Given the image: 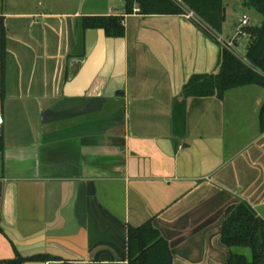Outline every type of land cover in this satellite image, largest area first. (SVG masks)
I'll use <instances>...</instances> for the list:
<instances>
[{
    "label": "crops",
    "instance_id": "obj_1",
    "mask_svg": "<svg viewBox=\"0 0 264 264\" xmlns=\"http://www.w3.org/2000/svg\"><path fill=\"white\" fill-rule=\"evenodd\" d=\"M114 1L0 0V264H127L128 225L150 220L173 264H226L227 209L264 218V88L185 97L223 44ZM102 15L125 34L84 28Z\"/></svg>",
    "mask_w": 264,
    "mask_h": 264
},
{
    "label": "trees",
    "instance_id": "obj_2",
    "mask_svg": "<svg viewBox=\"0 0 264 264\" xmlns=\"http://www.w3.org/2000/svg\"><path fill=\"white\" fill-rule=\"evenodd\" d=\"M125 14L136 11L145 15H178L185 13V7L193 10L209 36L216 42L226 19L224 0H122ZM254 5L264 15V0H244ZM84 28H104L110 36L125 34L123 15H102L84 18ZM250 41L246 55L239 56L236 51L222 45L218 71L195 74L184 86L183 95L211 96L223 98L227 90L245 86L259 85L264 88V20L259 26L243 27ZM260 128L264 131V103L260 114ZM127 264H173V254L168 241L162 237L153 222L140 226L128 225ZM222 243L230 248L226 264H264V218L245 201L230 206L222 226ZM250 248L251 258L238 251ZM45 261L54 260L51 256H41ZM22 257L8 260L6 264H21ZM67 264H70L67 262Z\"/></svg>",
    "mask_w": 264,
    "mask_h": 264
},
{
    "label": "rangeland",
    "instance_id": "obj_3",
    "mask_svg": "<svg viewBox=\"0 0 264 264\" xmlns=\"http://www.w3.org/2000/svg\"><path fill=\"white\" fill-rule=\"evenodd\" d=\"M86 3L91 5H105L108 0H84ZM114 5L120 7V1L115 0ZM224 5L226 9V19L223 23V28L219 33V36L224 40L232 42V45L236 53L244 57L247 51V45L250 41L249 35L246 33L244 35L239 34L240 20L244 14L249 17V26H259L264 20V15L260 12L254 5L249 3H244V0H224ZM241 251L251 258L250 248H239Z\"/></svg>",
    "mask_w": 264,
    "mask_h": 264
},
{
    "label": "built area",
    "instance_id": "obj_4",
    "mask_svg": "<svg viewBox=\"0 0 264 264\" xmlns=\"http://www.w3.org/2000/svg\"><path fill=\"white\" fill-rule=\"evenodd\" d=\"M178 1L179 3H182V0H176ZM185 17L187 19H195V20H198L199 21V18L198 16L196 15V13L193 11V10H190L189 8L185 7V13H184ZM249 24V17L244 14L240 20V25H239V34H242L244 35V31H243V27L248 25ZM218 40L223 44V45H226L232 49H234L233 45H232V42L230 41H227V40H224L222 37H220L218 35ZM235 50V49H234ZM4 122V119H3V116L0 114V125H2Z\"/></svg>",
    "mask_w": 264,
    "mask_h": 264
},
{
    "label": "water",
    "instance_id": "obj_5",
    "mask_svg": "<svg viewBox=\"0 0 264 264\" xmlns=\"http://www.w3.org/2000/svg\"><path fill=\"white\" fill-rule=\"evenodd\" d=\"M100 30L104 31L106 33V30L104 28H100ZM114 38V37H111ZM2 134V126L0 125V135ZM67 260H49L46 262V264H67ZM85 264H123L121 261H110V262H101V261H87Z\"/></svg>",
    "mask_w": 264,
    "mask_h": 264
}]
</instances>
